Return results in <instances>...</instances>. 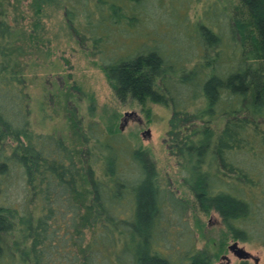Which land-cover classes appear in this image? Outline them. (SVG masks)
Instances as JSON below:
<instances>
[{"label":"trees","instance_id":"trees-1","mask_svg":"<svg viewBox=\"0 0 264 264\" xmlns=\"http://www.w3.org/2000/svg\"><path fill=\"white\" fill-rule=\"evenodd\" d=\"M59 2L96 52L108 41L118 50L114 36L127 39L149 14L146 0H30L31 14L23 0H0V264H216L207 248L161 247L168 215L184 218L190 205L163 186L149 153L117 123L83 124L74 112L81 147L32 130L24 57L42 49L46 9ZM219 10V26L209 17L195 25L205 51L189 70L164 59L154 39V47L101 65L122 100L173 108L168 148L198 208L216 211L235 240L264 244V0ZM224 31L234 62H222ZM12 173L23 200L9 205L3 194Z\"/></svg>","mask_w":264,"mask_h":264},{"label":"rangeland","instance_id":"rangeland-1","mask_svg":"<svg viewBox=\"0 0 264 264\" xmlns=\"http://www.w3.org/2000/svg\"><path fill=\"white\" fill-rule=\"evenodd\" d=\"M237 1L146 0L145 7L149 14L140 16L139 29L136 27L128 31L127 39L122 38L124 35L120 32L117 33L114 37L122 39H117V42H121L119 49L111 46L114 41H110L111 45L108 41V49L105 47L104 51L102 47L103 51L100 52L95 51L91 41H80L68 23L65 8L59 2L46 9L42 49L24 57L25 77L31 98L29 117L32 130L42 134L55 133L78 146L80 144L71 126V114L74 112L83 124L89 121H97L101 126L117 123L135 147L149 153L159 170L163 186L186 199L190 205L184 218L168 215L164 224L167 230L160 237L161 247L170 253L186 250L192 244L198 249L207 248L214 254L216 264L241 262L229 250V246L237 240L231 237L216 211L206 214L198 208L192 192L183 182L178 161L170 154L167 142L173 108L151 100H147L144 106L128 98L122 100L116 95L101 64L130 52L133 55L144 45L151 47L154 44L150 42L154 39L157 44L163 42L165 47L161 54L164 59L167 58L175 67L187 63L186 68L189 70L197 62L203 61L205 51L201 43L197 42L199 38L195 25L206 23L204 17H209L212 26L214 22L219 26V3L230 10ZM29 2L23 0V5L31 14L32 11L26 7ZM209 3H214L216 11L213 7L211 12L205 13L211 7ZM222 27L228 30L226 24H222ZM221 34V47L226 48L222 54L229 58L222 62H234V41L225 31ZM206 36L212 38L211 35ZM210 54L212 57V50ZM218 62L222 65V62ZM127 111L135 113L125 115ZM223 123V120L216 123L218 129ZM9 176L6 186L4 184L6 190L3 198L12 205L23 200V183L16 178V174ZM258 232L262 233L263 228L258 229ZM262 239L258 238L254 242L238 241L240 247L251 253L252 257L248 259L250 264H264Z\"/></svg>","mask_w":264,"mask_h":264},{"label":"water","instance_id":"water-1","mask_svg":"<svg viewBox=\"0 0 264 264\" xmlns=\"http://www.w3.org/2000/svg\"><path fill=\"white\" fill-rule=\"evenodd\" d=\"M134 113V111H127L125 115H132ZM148 134H150V131H148ZM229 250L234 256H236L240 260H248L252 257L250 252L246 251L243 247H240L238 241H235L233 244H231L229 246Z\"/></svg>","mask_w":264,"mask_h":264}]
</instances>
